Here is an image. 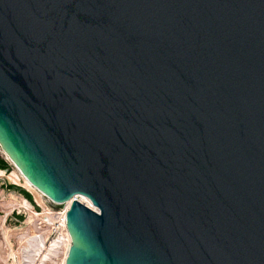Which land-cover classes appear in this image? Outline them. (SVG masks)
<instances>
[{
    "label": "water",
    "instance_id": "water-1",
    "mask_svg": "<svg viewBox=\"0 0 264 264\" xmlns=\"http://www.w3.org/2000/svg\"><path fill=\"white\" fill-rule=\"evenodd\" d=\"M0 150L64 264H264V0H0Z\"/></svg>",
    "mask_w": 264,
    "mask_h": 264
},
{
    "label": "rangeland",
    "instance_id": "rangeland-1",
    "mask_svg": "<svg viewBox=\"0 0 264 264\" xmlns=\"http://www.w3.org/2000/svg\"><path fill=\"white\" fill-rule=\"evenodd\" d=\"M0 155L9 165L7 172L0 170V264H21L20 249L30 235L44 228L48 222L46 212L61 210L64 205L53 203L40 194L1 150ZM20 190L31 198H26ZM42 261L44 264H62L60 258Z\"/></svg>",
    "mask_w": 264,
    "mask_h": 264
},
{
    "label": "built area",
    "instance_id": "built-area-1",
    "mask_svg": "<svg viewBox=\"0 0 264 264\" xmlns=\"http://www.w3.org/2000/svg\"><path fill=\"white\" fill-rule=\"evenodd\" d=\"M67 208L68 206L61 210L46 212L48 222L46 225L43 224L44 228L30 235L25 245L20 249L19 262L21 264H34L35 261L37 262L35 264H44L42 260L45 259H49V261L58 258L62 261L65 259V253L70 246V238L65 225Z\"/></svg>",
    "mask_w": 264,
    "mask_h": 264
},
{
    "label": "trees",
    "instance_id": "trees-1",
    "mask_svg": "<svg viewBox=\"0 0 264 264\" xmlns=\"http://www.w3.org/2000/svg\"><path fill=\"white\" fill-rule=\"evenodd\" d=\"M4 169H7L9 170V165H8V162L0 155V170H4ZM12 187V186H10ZM21 194L24 195L26 198L30 199V195L23 191V190H20Z\"/></svg>",
    "mask_w": 264,
    "mask_h": 264
},
{
    "label": "bare ground",
    "instance_id": "bare-ground-1",
    "mask_svg": "<svg viewBox=\"0 0 264 264\" xmlns=\"http://www.w3.org/2000/svg\"><path fill=\"white\" fill-rule=\"evenodd\" d=\"M32 187H33V186H32ZM40 194H41V193H40ZM79 200H80V199H79ZM81 202H83V203L89 205V203L87 202V200L84 199V198H83V199L81 198ZM68 204H69V203H65V204H64V207L66 208V207L68 206ZM65 254H66V253H65ZM61 263L64 264V260H63Z\"/></svg>",
    "mask_w": 264,
    "mask_h": 264
}]
</instances>
